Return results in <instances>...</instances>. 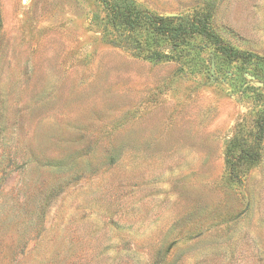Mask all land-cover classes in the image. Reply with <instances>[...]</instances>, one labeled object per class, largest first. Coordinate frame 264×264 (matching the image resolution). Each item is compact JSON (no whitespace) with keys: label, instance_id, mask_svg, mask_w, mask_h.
<instances>
[{"label":"rangeland","instance_id":"1","mask_svg":"<svg viewBox=\"0 0 264 264\" xmlns=\"http://www.w3.org/2000/svg\"><path fill=\"white\" fill-rule=\"evenodd\" d=\"M137 2L208 14L264 56V0ZM107 18L100 0H0V264H264V65L201 39L147 59Z\"/></svg>","mask_w":264,"mask_h":264},{"label":"trees","instance_id":"2","mask_svg":"<svg viewBox=\"0 0 264 264\" xmlns=\"http://www.w3.org/2000/svg\"><path fill=\"white\" fill-rule=\"evenodd\" d=\"M100 1L107 10L108 27L116 31L112 36L116 38L113 44L138 50L147 59L160 61L170 57L167 47L182 57L190 56L192 51L197 50L193 40L201 39L213 46L216 58L224 64H242L243 69L252 63L264 65V56L239 50L224 40L212 27L208 14L160 15L141 7L137 0ZM259 115L257 140H261L264 133V109ZM237 149L241 151L243 165H255L259 157L255 146L244 148L232 143L227 149L229 156ZM228 162L231 163L229 157ZM232 166L235 168V165Z\"/></svg>","mask_w":264,"mask_h":264},{"label":"water","instance_id":"3","mask_svg":"<svg viewBox=\"0 0 264 264\" xmlns=\"http://www.w3.org/2000/svg\"><path fill=\"white\" fill-rule=\"evenodd\" d=\"M174 16V15H172ZM215 67H216V63H215V60H213L212 62V74L214 75L215 74Z\"/></svg>","mask_w":264,"mask_h":264}]
</instances>
